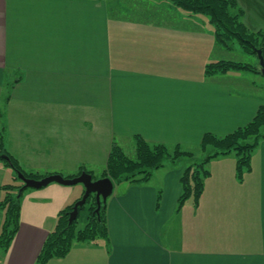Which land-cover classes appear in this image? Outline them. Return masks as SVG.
Segmentation results:
<instances>
[{"label": "crops", "instance_id": "obj_1", "mask_svg": "<svg viewBox=\"0 0 264 264\" xmlns=\"http://www.w3.org/2000/svg\"><path fill=\"white\" fill-rule=\"evenodd\" d=\"M237 1L244 24L264 31V0ZM240 53L218 45L206 16L170 0H0L4 145L26 173L84 170L96 179L114 141L140 135L194 150L207 133L247 125L264 105L259 73L205 74L219 60L245 63ZM236 165L235 154L211 160L199 205L190 199L179 210L185 165L168 163L145 184H115L109 241L74 243L46 264H264V141L242 180ZM6 173L0 201L2 186L17 183ZM84 192L27 189L0 264H37L59 213ZM3 221L0 209V234Z\"/></svg>", "mask_w": 264, "mask_h": 264}, {"label": "trees", "instance_id": "obj_2", "mask_svg": "<svg viewBox=\"0 0 264 264\" xmlns=\"http://www.w3.org/2000/svg\"><path fill=\"white\" fill-rule=\"evenodd\" d=\"M178 8L190 14L206 16L214 27L215 40L222 48L233 51L232 42H238L248 55H257L261 50L264 56V31H251L243 22V11L237 0H170ZM259 66V65H258ZM250 63L235 60H219L206 65L205 74L208 77L229 71L249 70L260 73L259 67ZM0 117L5 120L0 108ZM5 128L0 132V161L10 166L16 175L24 174L27 178L42 179L44 176L26 173L19 161L6 149L3 138ZM135 141V158L129 157L123 148L113 142L103 178H110L114 184H145L148 183L154 171L169 164H177L182 158H188L180 183L182 193L178 200V210L186 201L192 199L198 206L204 193L205 181L210 176L208 164L211 160L235 154L237 158V177L243 179L245 172L251 171V156L256 147L264 141V105H261L247 125L234 132L217 136L207 133L203 136L197 150H186L181 145L150 143L140 135L133 137ZM197 151L204 154L203 159H197ZM8 158V160H7ZM81 170L74 178L81 175ZM90 173V172H89ZM19 180L18 176L16 180ZM94 179H96L94 177ZM24 184H5L2 186L3 198L0 209L4 213V221L0 234V248L7 252L20 228L21 191ZM161 196L158 195V204ZM75 204V203H74ZM74 204L63 209L57 220V225L51 231L38 257L37 264H46L53 258H63L69 254L74 243H96L98 240L109 241L107 227V201L101 202L100 208L95 195H91L86 204L79 209L78 218L69 223L70 212ZM86 214L87 222L83 228L78 227V219Z\"/></svg>", "mask_w": 264, "mask_h": 264}, {"label": "water", "instance_id": "obj_3", "mask_svg": "<svg viewBox=\"0 0 264 264\" xmlns=\"http://www.w3.org/2000/svg\"><path fill=\"white\" fill-rule=\"evenodd\" d=\"M257 55L261 72L264 75V56L262 51L257 50ZM18 178L24 184L21 191L26 189H42L53 183L63 186L82 184L84 186L85 192L82 198L74 204L73 210L70 212V224H72L78 218L79 209L86 204L87 199L91 195H95L98 204L97 210H99L101 202H106L113 195L115 187L114 182L110 178L94 179V177L88 172H83L81 175L74 178H65L59 174H52L42 179L27 178L24 174L19 173Z\"/></svg>", "mask_w": 264, "mask_h": 264}, {"label": "rangeland", "instance_id": "obj_4", "mask_svg": "<svg viewBox=\"0 0 264 264\" xmlns=\"http://www.w3.org/2000/svg\"><path fill=\"white\" fill-rule=\"evenodd\" d=\"M231 46H233V51L234 50H237V49H240V50H242L243 52H244V54L243 53H240L241 54V56H243V58H245V63H250V64H253V62H252V60H255V61H257L258 60V56H255V55H247V53L245 54V51L242 49V46L238 43V42H232L231 43ZM222 48V47H221ZM222 49H224V50H226L225 48H222ZM226 51H228V50H226ZM232 51V52H233ZM229 52H231V51H229ZM237 57V56H236ZM239 57V56H238ZM258 62H259V60H258ZM254 65V64H253ZM259 65V66H258ZM258 65H256V66H258L259 68V71H260V76H259V79H258V84H260L261 86H263L264 87V75L262 74V72H261V67H260V64H258ZM251 72H253V73H255L256 75H258V73L257 72H254V71H251ZM0 107L2 108V110H4V107H5V99L4 98H1L0 99ZM4 126V121H2L1 119H0V132H1V130H2V127ZM114 142H117V141H114ZM113 144V143H112ZM117 144H119L122 148H123V150L125 151V153L129 156V157H131V158H135V156H136V153H135V141H134V139L132 138L131 139V141H129V140H127L124 144H120V142H117ZM31 146H33V144H31ZM112 147V146H111ZM45 148V146H43V148H42V150ZM111 150V149H110ZM197 150V148H194V151H196ZM197 153V159H203L204 157H205V155L204 154H202V153H200L199 151H197L196 152ZM190 163V161H189V159L188 158H182L181 160H179L178 162H177V164H179L180 166L181 165H185V166H187L188 164ZM4 170H7V173L6 174H8V172H12L13 174H14V178H16L18 175H16V173L14 172V170L10 167V166H8V165H6L4 162H2V161H0V172H3ZM6 179V178H5ZM7 179H8V177H7ZM8 181V180H7ZM10 181V180H9ZM16 182L18 183V184H23L22 183V181H20V180H16ZM10 183H11V181H10ZM53 186H61V188H83L84 189V186L82 185V184H77V185H74V186H63V185H55V184H52ZM81 199V198H80ZM79 199V200H80ZM192 200V199H191ZM86 222H87V217H86V214L85 213H83L82 212V214L80 215V217H79V219H78V227L79 228H83L84 226H85V224H86ZM77 243V242H76ZM74 245V244H73Z\"/></svg>", "mask_w": 264, "mask_h": 264}]
</instances>
